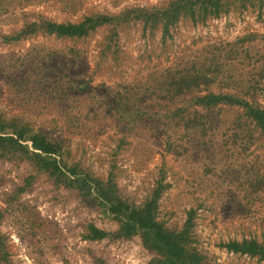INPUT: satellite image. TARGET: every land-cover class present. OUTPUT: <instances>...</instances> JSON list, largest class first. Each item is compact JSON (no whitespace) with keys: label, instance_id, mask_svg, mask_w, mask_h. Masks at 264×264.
<instances>
[{"label":"rangeland","instance_id":"rangeland-1","mask_svg":"<svg viewBox=\"0 0 264 264\" xmlns=\"http://www.w3.org/2000/svg\"><path fill=\"white\" fill-rule=\"evenodd\" d=\"M168 1L0 0V33L18 29L39 15L77 20L86 13ZM111 32V25H102L81 37L38 33L10 43L0 37V114L62 138L69 160L99 177H106L115 158L119 189L135 202L150 192L163 166L171 184L159 199L158 215L178 229L187 209L196 207L190 243L206 264H264V259L225 244L242 237L264 238V189L254 192L250 183L255 172L264 171L260 131L240 117L242 109L237 105L218 104L200 109L198 126L185 132L176 114L191 113L193 106L188 105L187 95H175L162 76L165 70L213 59L234 78L223 81L218 74L206 87L242 93L243 81L264 65V6L258 11L232 5L205 23L182 17L171 28V36H164L160 26L143 29L141 21H132L119 26L107 47ZM38 50L47 61L54 59L58 68L73 59L68 71L89 80L87 91L93 100L85 101L83 96L80 106L67 105L59 93L27 97L17 92L7 71ZM124 92L140 109L136 116L133 109L127 112L132 115L128 121L127 113L122 118L112 102L101 100L103 94L120 98ZM256 100L264 103L260 95ZM187 105V111H178ZM167 139L173 150H167ZM0 213V228L14 264H97L95 256L108 264H160L139 234L87 237L88 222L114 229L117 221L23 159H0Z\"/></svg>","mask_w":264,"mask_h":264},{"label":"trees","instance_id":"trees-1","mask_svg":"<svg viewBox=\"0 0 264 264\" xmlns=\"http://www.w3.org/2000/svg\"><path fill=\"white\" fill-rule=\"evenodd\" d=\"M238 5L242 8L252 7L258 11L264 6V0H169L166 4L131 5L118 12L96 11L84 14L77 20H55L44 16H37L21 24L18 29L8 33H0L1 41L10 43L30 37L38 33L54 34L61 37L86 36L97 27L111 25V40L118 33L119 26L132 21H141L143 29L160 26L162 34L171 36V28L182 17L189 18L193 23H205L209 17H216L226 13ZM247 38V37H246ZM29 53L22 57L9 71V81L17 92L32 97L41 92L59 93L67 99V105L76 103L81 105L89 97V80L82 79L77 74L68 71V65L74 64L71 59L61 67L56 66L54 59L49 61L40 56ZM38 54V55H37ZM245 55H249L246 50ZM32 57L30 64L27 59ZM64 67V68H63ZM6 72V71H5ZM6 72V73H7ZM220 74L222 80L233 79L229 71L210 59L197 66L174 67L165 70L163 81L175 95H187L188 105L193 106L191 113L178 115L180 124L185 132L198 126L202 114L200 109L215 107L218 104L237 105L242 109L241 118L251 121L260 131L264 139V103L257 102V95L264 98V65L256 73L248 75L243 81V92L229 90H214L207 88ZM206 87L204 91L202 88ZM103 94V102L113 103L117 114L123 115L132 109L134 116L140 109L130 104L129 95L124 92L120 98ZM118 101V102H117ZM121 102V105H120ZM188 105L179 107L178 111H187ZM96 105L92 104L91 107ZM135 107V108H132ZM125 117L131 120V114ZM119 118V116H118ZM134 119V117H133ZM130 125V124H129ZM123 136L113 149L116 155L123 142ZM167 150L174 147L169 139L166 140ZM68 149L63 139L53 133L36 129L27 121L15 117H4L0 114V159H23L34 164L38 170L46 171L51 177L58 179L64 186L73 188L83 198L95 203L100 210L117 221L114 229H105L94 222H88L86 236L91 239L105 236L131 237L139 234L145 247L155 252L153 260L160 264H206L203 254L191 245V230L197 214L196 207L187 209V216L181 228H171L159 217V199L164 191L170 187L166 179L165 170L161 166L150 192L140 202H135L124 196L117 183V162L113 158L109 164L105 178L95 175L92 171L72 162L68 158ZM254 192L264 189V171L255 172L254 180L250 182ZM1 220V213H0ZM229 248L242 254L264 259V238L242 237L225 243ZM0 260L3 264H14L7 248L6 237L0 228ZM97 264H108L101 256H95Z\"/></svg>","mask_w":264,"mask_h":264}]
</instances>
